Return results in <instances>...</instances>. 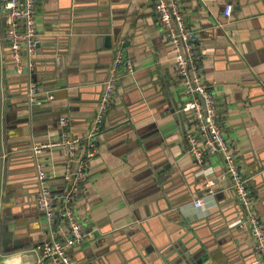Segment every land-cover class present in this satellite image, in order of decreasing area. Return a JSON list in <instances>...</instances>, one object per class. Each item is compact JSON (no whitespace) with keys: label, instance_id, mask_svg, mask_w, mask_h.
Instances as JSON below:
<instances>
[{"label":"crops","instance_id":"1","mask_svg":"<svg viewBox=\"0 0 264 264\" xmlns=\"http://www.w3.org/2000/svg\"><path fill=\"white\" fill-rule=\"evenodd\" d=\"M227 3L231 16L224 18ZM181 6L188 26L200 31L205 82L213 85L223 134L264 222V0H181ZM35 22L40 43L29 78L13 71L0 20V97L10 94L14 114L6 120L4 112L1 127L0 192L6 195L9 183L12 203L6 208L0 202V223L8 221L14 234L0 251V264H36L34 248L47 222L36 207L31 145L58 138L63 115L69 133L89 129L119 47L134 72L118 82L76 195L75 213L88 237L68 250L73 262L178 264L186 253L175 257L177 249L199 245L207 254L204 264H264L249 231L238 224L244 211L228 189L222 157L207 159L214 182L209 188L189 152L190 118L181 110L187 94L154 0H37ZM30 79L40 91L36 103L20 110ZM39 159L59 193L66 184L64 157L51 150ZM209 190L206 208L195 207L193 200ZM59 212L53 229L61 237L68 226Z\"/></svg>","mask_w":264,"mask_h":264},{"label":"built area","instance_id":"2","mask_svg":"<svg viewBox=\"0 0 264 264\" xmlns=\"http://www.w3.org/2000/svg\"><path fill=\"white\" fill-rule=\"evenodd\" d=\"M158 24L164 38L174 49L173 64L178 82L187 94V100L181 110L188 113L190 125L185 131L189 152L199 167V173L205 177V185L214 184L212 168L207 159L220 155L224 161L223 176L229 179L228 189L234 193L244 211L239 226L247 228L252 239L253 249L264 260V222L257 213L254 197L247 185L232 144L223 134L221 120L213 85L205 82L202 54L197 48L200 31L189 27L182 10L181 0H154ZM0 20L3 23V41L11 56L13 71L17 75L31 78L35 69V56L40 43V33L36 28L37 0H0ZM231 4L224 5L222 16H231ZM133 65L123 57V48L119 47L113 56L112 64L97 104L95 115L89 129L82 134L67 131V116L60 117L62 133L58 138L40 141L31 145L35 156L36 207L44 216L47 226L42 239L35 245L39 257L36 264H75L68 250L80 246L88 237L76 216L74 205L76 195L83 189L87 177L88 160L95 154L97 138L103 121L113 99L122 74L133 73ZM40 88L37 82L29 80L27 103H36ZM49 98H52L49 96ZM57 150L64 157L62 178L65 187L54 193L49 180L51 175L46 165L39 159L44 153ZM206 196L193 200V205L206 208ZM59 209V210H57ZM57 211L62 213L68 230L58 237L53 229Z\"/></svg>","mask_w":264,"mask_h":264},{"label":"water","instance_id":"3","mask_svg":"<svg viewBox=\"0 0 264 264\" xmlns=\"http://www.w3.org/2000/svg\"><path fill=\"white\" fill-rule=\"evenodd\" d=\"M27 94V92H26ZM10 94H5V96H3L4 98H6L5 100L2 101V97H0V186H2L3 184V176H2V167H3V156H2V146H3V139H2V131H1V127H2V117H3V113L5 112L6 114V120H8L12 114V116H14V114L11 112V104H10ZM8 97V98H7ZM27 95L23 98H21L20 102H22V106L20 110H27L28 108V103H27ZM63 116H67V115H63ZM62 117V116H61ZM35 184V183H34ZM9 183H6V188L7 189V194L4 196H1V192H0V202H2L4 200V205L6 208L11 206L12 201L10 200V195H9ZM8 221L3 220V228H2V233H1V247H0V251H4L3 246L6 245L9 242V238L8 237H12L13 238V234L14 231L10 230L7 226ZM142 226H145V223H143L141 226H135L134 229H141ZM20 240L19 239H13V243L15 244V246H20L21 244H19ZM14 246V247H15ZM190 250L188 251H183L185 250V248H181V249H177L175 251V257H178V254H185L181 257V260L178 264H204L205 259L207 258V254L202 255V248L201 246H197V248L194 250L191 247L189 248ZM150 251V250H149ZM151 252V251H150ZM195 252L197 253V255L195 254ZM191 254V255H190ZM201 256V257H200ZM166 262L170 263V260L166 257ZM160 262H157V264H159ZM144 264V262H143Z\"/></svg>","mask_w":264,"mask_h":264},{"label":"flooded vegetation","instance_id":"4","mask_svg":"<svg viewBox=\"0 0 264 264\" xmlns=\"http://www.w3.org/2000/svg\"><path fill=\"white\" fill-rule=\"evenodd\" d=\"M35 186H36V185H35ZM1 222H3V221H1ZM1 224H2V223H0V243H1V233H2V228H3V227L1 226ZM0 247H1V245H0Z\"/></svg>","mask_w":264,"mask_h":264}]
</instances>
